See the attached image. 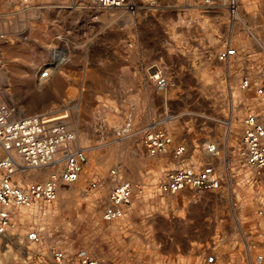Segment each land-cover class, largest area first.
Wrapping results in <instances>:
<instances>
[{
	"label": "rangeland",
	"instance_id": "rangeland-1",
	"mask_svg": "<svg viewBox=\"0 0 264 264\" xmlns=\"http://www.w3.org/2000/svg\"><path fill=\"white\" fill-rule=\"evenodd\" d=\"M1 1L0 100L18 115L50 111L66 117L87 150L80 180L62 185L51 211V240L88 248L104 264H199L215 247L223 256L219 264H249L236 228L240 219L251 231L256 208L248 192L236 218L224 194L153 192L164 165L147 155L142 134L127 136L123 129L129 120L137 128L158 124L199 143L229 128L230 143L238 142L243 93L217 58L232 34L226 0L210 7L197 0H137L136 14L98 9L95 0H36L35 14L20 0ZM240 2L246 23L263 35L264 0ZM234 34L244 36L242 27ZM156 63L172 83L164 94L150 77ZM47 67L52 77L42 81ZM117 165L137 187L128 216L108 224L103 207L112 185L109 171ZM50 170L27 177L43 179ZM95 173L106 181L90 191ZM23 236L21 230L0 235V264H55L46 245H30Z\"/></svg>",
	"mask_w": 264,
	"mask_h": 264
},
{
	"label": "built area",
	"instance_id": "built-area-1",
	"mask_svg": "<svg viewBox=\"0 0 264 264\" xmlns=\"http://www.w3.org/2000/svg\"><path fill=\"white\" fill-rule=\"evenodd\" d=\"M20 1L32 4L36 0ZM197 1L206 7L217 2ZM94 5L104 10L122 8L130 14L141 10L137 0H95ZM225 10L232 34L217 52V58L227 66L229 75L238 79V88L244 95L239 100L244 114L238 142L230 143L229 128L226 135L199 143H192L158 124L137 128L129 120L123 129L127 136L142 134L141 142L147 155L164 165L159 181L151 186L153 192L178 195L193 190L224 194L235 218L248 192L249 204L256 208L248 222L251 231L246 233L244 222L238 218L236 228L242 236L246 261L259 264L264 261V34L257 33L246 23L240 0H226ZM240 27L251 41L234 34ZM150 69L156 92L166 93L172 83L165 68L156 63ZM51 77L50 68L41 70L42 81ZM87 161V150L79 144L66 117H58L50 111L18 115L15 106L0 100V235L8 236L14 230H21L26 243L46 245L55 264H104L88 248L73 250L48 236L51 226L47 213L58 203L62 185L80 180ZM33 169L51 170L43 179L30 180L26 172ZM108 178L112 185L102 219L113 224L130 212L137 184L124 176L119 165L110 169ZM105 181L106 178L95 173L88 180V188L94 191ZM256 248L261 251L255 252ZM222 257L215 247L199 264H219Z\"/></svg>",
	"mask_w": 264,
	"mask_h": 264
},
{
	"label": "bare ground",
	"instance_id": "bare-ground-1",
	"mask_svg": "<svg viewBox=\"0 0 264 264\" xmlns=\"http://www.w3.org/2000/svg\"><path fill=\"white\" fill-rule=\"evenodd\" d=\"M70 1H72V0H70ZM72 2H73V1H72ZM72 2H71V4H73ZM22 4L25 5V6H28V9H29V12H30V13H32V12L34 13L35 8L32 7L33 5H31V4H26V3H23V2H22ZM59 5H61V7H64V6H65L64 3H61V4H59ZM22 10H23V9H22ZM34 14H35V13H34ZM56 56H57V52L53 53V57H56ZM47 68H49V67H47ZM50 69H51V68H50ZM51 70H52V69H51ZM44 81H47V80H44ZM243 96H244V95H242V98H243ZM242 98H241V99H242ZM54 115H55V114H54ZM58 117H59V116H58ZM61 117H63V116L61 115ZM119 167H120V166H119ZM120 169L122 170L121 167H120ZM33 170L38 171V170H40V169H33ZM33 170H28V171L26 172V175H27V173H28L29 171H33ZM43 170H45V169H42V170H40V171H43ZM122 173H123V171H122ZM30 180H32V179H30ZM131 207H132V206H131ZM53 209H54V207L51 209V211H53ZM130 210H131V209H130ZM51 211H49V212L47 213V214L49 215V216H48L49 219H50L51 216H52V212H51ZM24 214H25V213H23V215H24ZM128 214H129V213H128ZM128 214H127V216H128ZM24 216H25V215H24ZM127 216H126V217H127ZM126 217H125V218H126ZM22 218H23V216L21 215V216H20V219H22ZM125 218H124V219H125ZM122 220H123V219H122ZM120 221H121V220H120Z\"/></svg>",
	"mask_w": 264,
	"mask_h": 264
},
{
	"label": "crops",
	"instance_id": "crops-1",
	"mask_svg": "<svg viewBox=\"0 0 264 264\" xmlns=\"http://www.w3.org/2000/svg\"><path fill=\"white\" fill-rule=\"evenodd\" d=\"M8 8H9V6L8 5H6ZM2 7V1L0 0V8ZM11 8V7H10Z\"/></svg>",
	"mask_w": 264,
	"mask_h": 264
}]
</instances>
